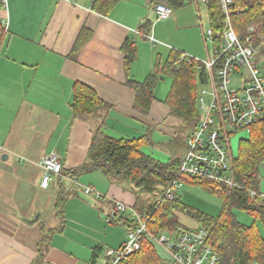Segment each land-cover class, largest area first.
Segmentation results:
<instances>
[{
	"label": "crops",
	"instance_id": "obj_1",
	"mask_svg": "<svg viewBox=\"0 0 264 264\" xmlns=\"http://www.w3.org/2000/svg\"><path fill=\"white\" fill-rule=\"evenodd\" d=\"M158 2L164 0H121L109 15L94 11L92 0H8L7 8L0 3V20L8 23L0 45V264H34L40 252L37 264H105V250L124 242L126 225L106 218L116 201L135 205L130 184L114 182L100 170L76 172L86 162L99 124L115 137L148 135L150 143L142 149L158 160L186 154L185 141L179 142L181 151L175 145L171 151L162 148L174 144L179 128L188 125L167 104L171 87L167 91L160 83L168 76L156 83L147 113L134 106L136 91L128 84L130 79L145 80L157 56L164 61L173 48L201 53L199 4L189 0L173 9L169 18L157 19ZM148 19L154 22L156 45L134 31ZM181 24L193 28L192 37L174 36L168 43L169 30ZM84 27L91 35L72 54ZM139 36L143 40L138 42ZM132 40L137 54L128 69L124 46ZM76 81L91 85L112 110L87 118L74 116ZM192 129L189 126L187 136ZM53 152L60 157L63 172L44 187L38 161ZM88 186L102 197L88 192ZM197 189L186 184L178 195L188 203L187 190ZM62 191L67 196L64 221L55 205Z\"/></svg>",
	"mask_w": 264,
	"mask_h": 264
},
{
	"label": "trees",
	"instance_id": "obj_2",
	"mask_svg": "<svg viewBox=\"0 0 264 264\" xmlns=\"http://www.w3.org/2000/svg\"><path fill=\"white\" fill-rule=\"evenodd\" d=\"M120 1L92 0V9L102 15H109ZM156 1L151 0L152 3ZM188 1L164 0L172 9L184 6ZM250 1L252 3V0ZM254 4L242 13L234 15L238 31L242 32L246 24L260 22L263 19L260 7ZM208 12L210 22L216 28L217 22L221 20L218 0H209ZM153 23V20L148 19L140 25L138 29L140 35L149 33ZM4 34L5 27L0 20V45ZM90 35L91 31L84 27L76 38L72 54L80 50ZM124 49L125 64L129 69L136 58V41L126 43ZM184 53L186 52L173 48L164 61L159 54L154 69L145 80L130 79L128 84L136 91L134 106L147 113L155 98L156 83L165 76L171 77L172 85L166 100L167 104L173 114L182 117L194 130L200 118L198 91L205 77L204 71L198 69L196 62L179 61ZM71 108L74 116L87 118L99 116L103 112L108 113L113 105L103 99L91 85L76 81ZM149 143L148 135L131 138L112 136L105 131L101 123L93 132L86 162L76 172L84 169L100 170L114 182L125 181L133 186L136 195V203L133 207L153 218L150 228L161 230L165 227H186L181 216L195 219L197 226H203L210 231V241L217 246L221 264H264V196L261 195L260 185L261 166L264 163V120L251 125L249 136L240 139L239 155L233 158V177L238 183L235 187L209 178L181 175L179 173L181 158H171L165 162L158 160L143 151L142 147ZM68 173L74 175L71 174L72 172ZM174 179H182L185 185H197L209 193L220 196L223 200L220 213L211 215L203 212L183 201L178 194L174 200H163L160 204L159 199ZM250 191L255 192V195L251 196ZM150 193L153 197L146 203L143 196ZM66 197L65 192L62 191L57 196L55 204L57 214L62 221H64ZM234 208L251 214L256 218L255 221L252 224L241 222L233 211ZM116 222L125 224L127 232L134 227L129 215L113 221ZM44 238L42 237L41 240L43 241ZM158 247V244L144 237L141 249L127 256L122 264H164V258ZM41 255L40 252L34 264L40 262Z\"/></svg>",
	"mask_w": 264,
	"mask_h": 264
},
{
	"label": "built area",
	"instance_id": "obj_3",
	"mask_svg": "<svg viewBox=\"0 0 264 264\" xmlns=\"http://www.w3.org/2000/svg\"><path fill=\"white\" fill-rule=\"evenodd\" d=\"M194 1L209 5V0ZM218 1L221 20L216 28L210 24L204 29L205 42L211 43V51L207 50L204 59L184 53L179 60L196 62L205 77L198 91L199 122L187 136V152L180 160L179 173L235 187L238 183L233 177L231 134L240 129H250L254 123L264 120V0H252V3L250 0ZM0 3L7 8L8 0H0ZM254 3L260 7L263 19L246 24L242 32L238 31L234 15ZM172 13L173 9L166 2L156 4L157 19H167ZM2 23L7 31L8 23ZM134 31L141 34L137 29ZM143 36L153 45L158 43L151 31ZM38 165L43 169L44 187L61 174L63 166L54 152L42 157ZM184 185L182 179H174L159 203L174 200ZM86 189L102 197L94 187ZM250 195H255V192L250 191ZM261 195L264 196V191ZM127 215L133 220L134 227L128 230L119 247L105 250V264H122L127 256L141 249L144 237L161 246L176 264H221L217 246L210 241V231L203 226L150 228L153 218L123 201L115 202L106 221H118Z\"/></svg>",
	"mask_w": 264,
	"mask_h": 264
},
{
	"label": "rangeland",
	"instance_id": "obj_4",
	"mask_svg": "<svg viewBox=\"0 0 264 264\" xmlns=\"http://www.w3.org/2000/svg\"><path fill=\"white\" fill-rule=\"evenodd\" d=\"M200 6V11H201V16H202V24H203V34H202V28L200 27L199 33L201 36V53L200 54H193L188 52L189 54H192L194 56H197L199 58H206L207 56V50L211 51L212 47H211V43L206 44L205 43V39H204V29L206 30L209 26H210V20H209V16H208V9L207 6L204 5L203 3L199 4ZM156 19V18H155ZM154 21H157L154 20ZM199 21V20H198ZM200 23V22H199ZM182 26L178 29H173L171 28L169 30V33L171 31L170 34H168V38L169 41L167 40H163L165 42V44L171 43L173 42V37L175 36V38H183L186 36H190L192 37L194 30L191 27L188 26H184V24H181ZM201 26V24H200ZM143 39L139 36L138 37V42L142 41ZM147 41V40H146ZM163 42V43H164ZM161 46V45H159ZM172 85V79L171 77H167L165 78L164 81H162L160 83V86L162 88L168 89L167 91L170 90V87ZM188 128L189 125H182L179 130H178V135L175 138L176 141L173 144H164L162 146V148L166 151H171V148H174V145L177 146L176 148L180 149V151L182 150L181 148H183V146H179V142L180 141H185V145L186 144V140H187V132H188ZM249 136V129L245 128V129H240L234 133L231 134V144H232V151L234 153V157H238L239 155V143H240V139L241 138H246ZM186 147V146H185ZM261 175H264V168L263 165L261 166ZM262 179L264 180V176L262 177ZM131 186V185H130ZM133 186H131L132 188ZM197 187L198 191H189L187 190L186 193V198L185 200L188 202V204L196 207L197 209H200L203 212H206L208 214L211 215H218L221 211L222 205H223V200L221 199L220 196H218L217 194H212L209 193L208 191L204 190L202 187L200 186H194ZM133 189V188H132ZM186 190V187H185ZM144 201H146V203L148 202V200H150V198H152V194H144ZM233 211L236 213L237 218L241 221L244 222L246 224H252L256 218H254L251 214L241 210V209H237L234 208ZM181 220L186 223V227L189 228H197L199 226L196 225L197 221L195 219H191L190 217L187 216H181ZM257 222L259 223V221L257 220ZM260 224V223H259ZM261 226V224H260ZM159 246V245H158ZM159 251L162 255V257L164 258V264H175L167 255V253L165 252V250L159 246Z\"/></svg>",
	"mask_w": 264,
	"mask_h": 264
}]
</instances>
